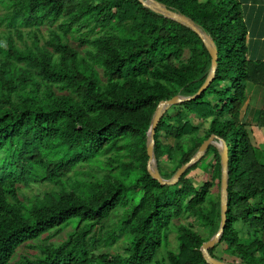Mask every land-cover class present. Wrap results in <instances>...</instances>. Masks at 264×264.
Listing matches in <instances>:
<instances>
[{
	"label": "trees",
	"instance_id": "16d2710c",
	"mask_svg": "<svg viewBox=\"0 0 264 264\" xmlns=\"http://www.w3.org/2000/svg\"><path fill=\"white\" fill-rule=\"evenodd\" d=\"M159 1L191 17L218 49L210 85L158 123L160 173L173 175L211 134L224 138L227 223L210 253L264 264V146L244 118L250 85L264 89V59L249 55L242 12L252 0ZM210 64L196 32L139 0H0V264H10L20 246L43 235L50 240L70 225L65 240L49 241L18 263L208 264L200 247L220 223V191H212L220 187L218 149L209 145L175 184L161 185L147 170L146 142L158 103L196 93ZM192 114L207 124L204 133L188 119ZM260 115L264 126V108ZM161 160L172 164L171 173H163ZM85 164L103 172L84 178ZM196 167L208 173L199 186L188 177ZM41 182L54 189L27 203L23 188ZM185 214L208 235L175 223ZM238 222L249 226L246 235ZM173 223L177 247L158 257ZM118 230L129 239L123 252H97L117 242Z\"/></svg>",
	"mask_w": 264,
	"mask_h": 264
},
{
	"label": "water",
	"instance_id": "95a60500",
	"mask_svg": "<svg viewBox=\"0 0 264 264\" xmlns=\"http://www.w3.org/2000/svg\"><path fill=\"white\" fill-rule=\"evenodd\" d=\"M139 2L146 8L152 10L155 13L161 14L164 17L170 18L180 24H183L194 32H196L202 39L206 49L211 56V64L204 80L198 91L191 95H185L178 93L169 99L161 100L152 116L150 126L147 132V170L149 174L156 179L161 185L175 184L183 173L193 164L197 163L206 153L209 145H213L218 149L221 163V180H220V223L218 230L206 241H204L200 247L202 255L208 264H250V263H231L221 260L210 253V249L220 241V238L224 232V228L227 223L228 212V183H229V147L226 140L216 134H211L205 139L199 146L194 155L180 166L177 171L169 178L163 177L159 170L158 160L155 153V134L158 123L163 117L164 113L172 106L179 103L197 98L212 82L215 77L218 67V49L213 37L203 29L198 23H196L191 17L184 13H181L175 9L168 7L166 4L159 0H139Z\"/></svg>",
	"mask_w": 264,
	"mask_h": 264
},
{
	"label": "rangeland",
	"instance_id": "374dc122",
	"mask_svg": "<svg viewBox=\"0 0 264 264\" xmlns=\"http://www.w3.org/2000/svg\"><path fill=\"white\" fill-rule=\"evenodd\" d=\"M244 4H247V2H244ZM243 16H244V20H245V24H246V28L248 30V41H249V31L251 29L250 27V23L246 18L247 15V11L246 9L243 8ZM247 20V21H246ZM43 34L44 36L48 35V30L47 27L43 28ZM251 32V31H250ZM175 106H172L168 109V112L170 115L175 114L177 112V110H174ZM188 119L192 122V124L201 127L200 128V133H204V128L207 126L206 123H203L201 119H199L198 117H196L195 115H190L188 117ZM253 128V126H252ZM258 132V134L256 133ZM254 134L255 136L258 135V137H263L264 135H261L260 129H258L257 127L254 128ZM160 139L162 141L165 142H173L174 139L172 138H167V136H164L163 134H160ZM256 138V141H258L259 138ZM263 139V138H262ZM255 142V140H254ZM209 160V159H208ZM161 164V168L163 173L165 174H169L172 172L173 167L172 164L169 163L168 161H160ZM202 169H204L203 167H205L203 164H201ZM200 167H196L193 168L189 173H188V177L192 178V180L194 181V183L199 186L202 184L206 174L205 171H203ZM80 170H83L84 173H82V177L86 178L88 177V174L86 173L87 171H93V172H97V173H102L103 171L101 169L96 170L93 167L85 164L84 166H82L80 168ZM54 186L49 183V182H41V183H31L29 186H26L23 188L22 190V198L25 199V201L27 203H29V199H33L34 195H42L44 193V191L47 190H53ZM212 191L217 194L220 191V187L217 186V184H215L212 187ZM122 212V208H118L117 210H115V212H113L111 214V216L105 220L104 222V229H110L111 227L114 226V224L116 223L118 217L120 216ZM182 223L187 227H192L194 230L196 231H200L201 234H203V236H207L208 233L205 232L201 226L198 223V220L192 216H189L188 214L183 215L180 219L175 220V223ZM239 226V225H238ZM175 227L174 223L172 224V230L169 233V245L167 246H162V248L159 250L158 252V257L163 256L167 249H174L175 247H177V242H176V232H175ZM73 228L72 225L67 226L61 233H59V235L54 236L53 238H51L50 240H47V235H43L41 238L32 241L28 244H24L22 246H20L16 252V254L14 255V257L12 258L10 264H19V260L22 258L23 255H27L30 257L35 256L36 254L40 253V246L48 243L49 241L54 242L55 244L60 243L61 241L65 240L68 236V232L71 231ZM118 235H119V239L117 240V242H115L113 245H108V246H101L97 252H123V249L125 247L128 246L129 244V239H126V235H125V231L123 232L122 230H118L117 231ZM243 234V233H242ZM246 237V236H245ZM221 250V247H218L216 252H219Z\"/></svg>",
	"mask_w": 264,
	"mask_h": 264
},
{
	"label": "crops",
	"instance_id": "0c3cea01",
	"mask_svg": "<svg viewBox=\"0 0 264 264\" xmlns=\"http://www.w3.org/2000/svg\"><path fill=\"white\" fill-rule=\"evenodd\" d=\"M244 2H248V0H244ZM244 9L248 12L246 18L251 27V32L249 31V55L254 59H264V0H252L250 4L245 5ZM247 97L244 106L246 112L244 118L248 124L260 129L261 135H264V126L260 124V111L264 108V89L250 85ZM256 133L258 134V132ZM257 137L258 135H256ZM258 138L259 145L263 147L264 136ZM237 224L241 234L246 235L249 226L242 222ZM262 239L264 241V231L262 232Z\"/></svg>",
	"mask_w": 264,
	"mask_h": 264
}]
</instances>
